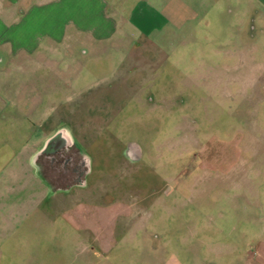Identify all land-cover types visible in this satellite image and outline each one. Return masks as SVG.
Listing matches in <instances>:
<instances>
[{
	"label": "rangeland",
	"instance_id": "374dc122",
	"mask_svg": "<svg viewBox=\"0 0 264 264\" xmlns=\"http://www.w3.org/2000/svg\"><path fill=\"white\" fill-rule=\"evenodd\" d=\"M108 1L92 47L0 51V233L49 264H264V0Z\"/></svg>",
	"mask_w": 264,
	"mask_h": 264
},
{
	"label": "crops",
	"instance_id": "0c3cea01",
	"mask_svg": "<svg viewBox=\"0 0 264 264\" xmlns=\"http://www.w3.org/2000/svg\"><path fill=\"white\" fill-rule=\"evenodd\" d=\"M109 3L108 0H0V51L17 59L19 55L40 54L39 50L92 47L110 38L117 29L108 14ZM0 237V264H49L46 255L33 257L28 241L7 239L10 237L6 233H0ZM61 261L60 264L65 263ZM85 264L103 263L86 258Z\"/></svg>",
	"mask_w": 264,
	"mask_h": 264
}]
</instances>
